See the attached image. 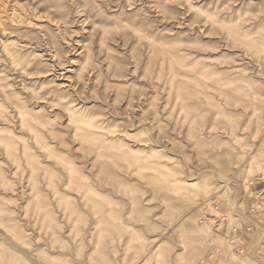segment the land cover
Masks as SVG:
<instances>
[{"label":"rangeland","instance_id":"rangeland-1","mask_svg":"<svg viewBox=\"0 0 264 264\" xmlns=\"http://www.w3.org/2000/svg\"><path fill=\"white\" fill-rule=\"evenodd\" d=\"M262 190L264 0H0V264H264Z\"/></svg>","mask_w":264,"mask_h":264},{"label":"built area","instance_id":"built-area-1","mask_svg":"<svg viewBox=\"0 0 264 264\" xmlns=\"http://www.w3.org/2000/svg\"><path fill=\"white\" fill-rule=\"evenodd\" d=\"M263 196H264V190L258 191L256 198L257 199H262V198H264ZM260 207L261 206L259 205V208ZM258 211H259V209H256V208L252 209V212H258ZM245 231H246V233H252V232H254L253 228L250 227V226L249 227H246L245 228ZM244 252H245L244 249H237V253H239V254H243Z\"/></svg>","mask_w":264,"mask_h":264}]
</instances>
